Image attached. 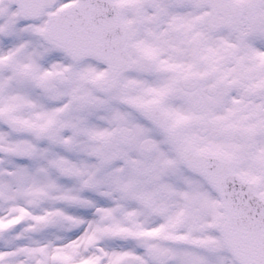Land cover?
Here are the masks:
<instances>
[{"label": "snow or ice", "instance_id": "snow-or-ice-1", "mask_svg": "<svg viewBox=\"0 0 264 264\" xmlns=\"http://www.w3.org/2000/svg\"><path fill=\"white\" fill-rule=\"evenodd\" d=\"M0 264H264V0H0Z\"/></svg>", "mask_w": 264, "mask_h": 264}]
</instances>
